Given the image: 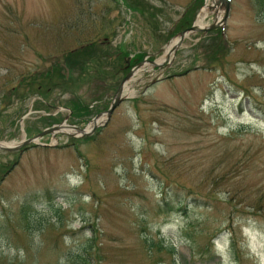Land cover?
Masks as SVG:
<instances>
[{
	"label": "rangeland",
	"instance_id": "rangeland-1",
	"mask_svg": "<svg viewBox=\"0 0 264 264\" xmlns=\"http://www.w3.org/2000/svg\"><path fill=\"white\" fill-rule=\"evenodd\" d=\"M192 1L0 0L4 144L87 129L123 61L145 64L87 135L0 149V264H264V0H229L153 67L180 26L223 15Z\"/></svg>",
	"mask_w": 264,
	"mask_h": 264
},
{
	"label": "water",
	"instance_id": "water-1",
	"mask_svg": "<svg viewBox=\"0 0 264 264\" xmlns=\"http://www.w3.org/2000/svg\"><path fill=\"white\" fill-rule=\"evenodd\" d=\"M224 13L223 16L221 18V21H216L213 20L211 24H209L206 27H199L197 26L195 23H192L189 27L179 31L177 33V39L175 41V43H173V45L170 48V52H174L177 47L180 45L182 39L189 33H194V32H206L209 30H212L214 28H216L220 22H223L225 20V17L227 15L228 9H229V0H224ZM128 61V60H127ZM126 61V63H127ZM148 63H150L152 66L158 67L159 64L156 63L153 60H148ZM143 65V62L140 61L138 63H136L133 67H131L127 73L122 77V79L119 81L114 94L112 96L111 102L108 106V108L104 111V113L109 116V114L111 113V111L114 109V107L119 103L121 97V92L123 89V85L125 84V82L128 80V78L132 75L133 71L138 68L139 66ZM100 115V113L96 114L92 119V127L89 130H85L79 127H75V126H66V127H70L73 128L76 132L75 133H69V135L72 136H82L85 134H88L92 129H94L96 127V118ZM62 127V124H57V125H52L50 128L44 129L41 132H39L36 136H32L26 139L21 140L19 143H17L16 145H9V144H4L2 141H0V149H4V150H18L21 146L25 145L26 143H30V142H36L39 137H41L43 134H54L55 131H58L60 128Z\"/></svg>",
	"mask_w": 264,
	"mask_h": 264
},
{
	"label": "trees",
	"instance_id": "trees-1",
	"mask_svg": "<svg viewBox=\"0 0 264 264\" xmlns=\"http://www.w3.org/2000/svg\"><path fill=\"white\" fill-rule=\"evenodd\" d=\"M202 2V0H193L190 4H189V7L192 5V4H199V3H201ZM137 5H136V3H130L129 4V7H130V9L133 11H138L139 9L136 7ZM182 22H185V19H182V21H181V23ZM187 26V25H186ZM179 28H181V26L179 27ZM178 28V29H179ZM218 33V32H217ZM220 40H221V34H219V37H218ZM219 46H221L220 44H219ZM92 47V45H91V42H89V43H87L82 49H76V50H74L73 52H71L70 53V55H71V57L69 56V54H68V56H67V60H70L71 58L73 59V60H75V61H73V60H71V62L73 63V65H79V61H80V59L78 58L79 56H84V57H87V58H90V56H91V50H90V48ZM81 50H84L85 52V54H83V53H81L80 51ZM213 52L216 54L218 51H217V49L215 48L214 50H213ZM129 52H127V51H120V50H116V52H115V56H116V58L117 59H121V57H122V55L123 54H128ZM105 54V53H104ZM66 55H67V53H66ZM65 55V56H66ZM105 55H112L110 52H108V54H105ZM92 57V56H91ZM141 57H142V53H140V52H138L137 54H135L133 57H132V60H133V62H135V61H138V60H140L141 59ZM70 58V59H69ZM59 60L60 59H58V60H55V63H53L54 65L52 66V68H50L49 69V71L47 72V74H46V76L45 77H48L49 79H47L48 81H51V78H50V73L51 72H53V74H56V75H59V77H61L60 76V74H59V69H58V62H59ZM79 60V61H78ZM69 61H67V62H65V64H66V68H67V70L69 71V73H70V71H71V67H69ZM123 65H125V62L123 61ZM130 65V64H129ZM131 66V65H130ZM118 70H119V68H118ZM124 70H125V68H124ZM61 80V79H60ZM66 81V80H65ZM64 87H67V85H66V82H65V84H64ZM44 87H43V85L42 84H37V85H35V87L33 88V90H34V92H36V93H42L41 92V90L43 89ZM31 92H33V91H31ZM239 106L241 107V103L239 104ZM74 110H76V109H74L73 108V112H74ZM82 109H79V111H81ZM83 112H85V110L83 111ZM86 138V137H85ZM252 208L254 209V210H257V211H261L262 213V216H264V207L263 206H261V205H259V206H257V207H253L252 206ZM172 249V248H171Z\"/></svg>",
	"mask_w": 264,
	"mask_h": 264
},
{
	"label": "bare ground",
	"instance_id": "bare-ground-1",
	"mask_svg": "<svg viewBox=\"0 0 264 264\" xmlns=\"http://www.w3.org/2000/svg\"><path fill=\"white\" fill-rule=\"evenodd\" d=\"M220 2H222V1L219 0V4H220ZM219 4H218V6H219ZM215 8H216V7H215ZM202 10H204V9H202ZM202 10H201V11H202ZM201 14H202V12H200V13L197 15V18H196V21H195L196 24L199 25V26L203 25L202 22H201V19H202ZM203 14H204V13H203ZM202 16H203V15H202ZM219 17H220V16H219V14L217 13L216 18L218 19ZM175 40H176V37L173 38V39H171V40L169 41V43L165 45L162 56H161L159 59L156 60L157 63H160L164 58H166V57L168 56L169 51H170V48H171V46H172V44L174 43ZM144 65H145V64H144ZM144 65H143V66H144ZM132 78H133V77H132ZM132 78H130V79H132ZM127 84H128V82L125 83V85H124V88H126V89L129 88ZM101 120H102V117H101V118H100V117L97 118V119H96V123H99ZM90 125H91V123H89L88 126H90ZM60 130H62V131H64V132H71V133L74 132L73 129L68 128V127H62V128H60Z\"/></svg>",
	"mask_w": 264,
	"mask_h": 264
}]
</instances>
